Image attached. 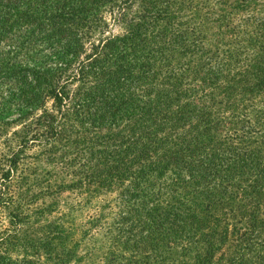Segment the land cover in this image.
Here are the masks:
<instances>
[{
  "label": "trees",
  "instance_id": "16d2710c",
  "mask_svg": "<svg viewBox=\"0 0 264 264\" xmlns=\"http://www.w3.org/2000/svg\"><path fill=\"white\" fill-rule=\"evenodd\" d=\"M256 1L0 0L7 160L39 146L65 188L113 195L91 222L100 264H264V17L238 15ZM36 43L48 53L20 62ZM15 231L0 264H70L57 224Z\"/></svg>",
  "mask_w": 264,
  "mask_h": 264
},
{
  "label": "rangeland",
  "instance_id": "374dc122",
  "mask_svg": "<svg viewBox=\"0 0 264 264\" xmlns=\"http://www.w3.org/2000/svg\"><path fill=\"white\" fill-rule=\"evenodd\" d=\"M256 2L258 5L254 11L238 12V15L247 12L264 17V0ZM220 8L217 6L214 10ZM135 9L133 4L126 11L131 14ZM202 11L199 10L196 14H201ZM103 16L108 21L107 26L101 29L104 35L119 33L120 27L112 24L109 15L104 13ZM199 20L196 18L195 22ZM93 34L95 38L101 36L97 31ZM44 47L37 43L32 45L26 53L29 59L21 54L20 62L42 60L39 51L48 53V49L44 50ZM7 90L6 81L0 82V98ZM49 104L48 101L47 106ZM18 130V124L0 127V232L3 229H14L19 238L36 240L41 238L40 230L44 225L57 224L65 236L64 242L74 254L70 264H100L103 244L106 243L104 227L103 224L100 227L92 226L91 222L96 214L106 213V203L113 195L104 193L87 197L76 190L65 188L72 176L61 172L58 165L45 162L39 146L24 148L18 155L16 165L11 167L7 159L20 147V138L16 136L18 134L15 135ZM58 185L62 187L58 188ZM15 214L16 218L13 217ZM25 216L27 217L24 218ZM172 251L179 260V250L175 248ZM7 252L13 258L24 256L20 247Z\"/></svg>",
  "mask_w": 264,
  "mask_h": 264
}]
</instances>
